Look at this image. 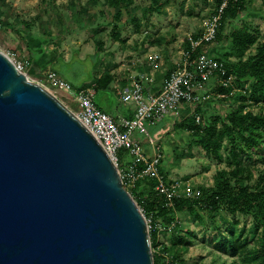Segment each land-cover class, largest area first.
Wrapping results in <instances>:
<instances>
[{
  "label": "rangeland",
  "instance_id": "rangeland-1",
  "mask_svg": "<svg viewBox=\"0 0 264 264\" xmlns=\"http://www.w3.org/2000/svg\"><path fill=\"white\" fill-rule=\"evenodd\" d=\"M152 1L130 0L116 7L107 0H0V21L4 24L0 31V50L14 51L19 60L27 59L31 65L34 60L42 62L40 74L30 75L35 80L46 82L47 71L55 70L73 87L86 86L97 92L93 99L101 107L107 96L96 88L100 76L106 73L114 76L109 85L111 91L119 84L124 86L141 77L151 80L147 84H162L183 57L190 38L201 34L217 6L216 0H161L160 10L151 11ZM118 10L120 16L116 17ZM243 25L250 26L251 31L258 30L259 39L239 52L223 36ZM221 32L222 39L206 47L209 54L219 57L227 47L228 59L232 62L254 55L258 46L264 44V0H247L244 10L236 18H228ZM41 38L45 41L38 46ZM46 85L65 104L77 110V103L68 94L55 90L50 83ZM219 85V80L213 76L206 99H200L205 110L198 114L202 125L205 118L224 117L227 109L264 113V98L259 95L257 100L249 99L247 84L243 88L234 82L229 93H222ZM113 101L117 107L125 106L118 97ZM197 103L189 106L190 109L194 110ZM110 109L109 106L108 111ZM185 112L171 115L168 125L161 123L153 131L149 129L163 151L164 172L172 182L179 183L183 197L186 192L195 196L216 186L217 172L232 168L227 150L215 156L191 141L193 133L175 126L185 117ZM217 126L221 127V120ZM140 139L148 150L152 149L147 144L148 136L141 134ZM119 154L121 156V151ZM123 160H130V156L126 155ZM243 163L241 184H254L264 174V151L244 156ZM181 213L177 212L181 228L176 232L168 229L160 237L167 242L175 232L190 240L175 248L179 254L176 264H245L242 254L221 252L214 247L211 237L228 234L234 226L238 231L244 230L243 238L249 236L247 246L253 248L256 225L252 215L233 213L222 206L218 211H203L202 221L194 214Z\"/></svg>",
  "mask_w": 264,
  "mask_h": 264
},
{
  "label": "water",
  "instance_id": "water-1",
  "mask_svg": "<svg viewBox=\"0 0 264 264\" xmlns=\"http://www.w3.org/2000/svg\"><path fill=\"white\" fill-rule=\"evenodd\" d=\"M0 264H154L147 217L119 166L3 50Z\"/></svg>",
  "mask_w": 264,
  "mask_h": 264
},
{
  "label": "trees",
  "instance_id": "trees-1",
  "mask_svg": "<svg viewBox=\"0 0 264 264\" xmlns=\"http://www.w3.org/2000/svg\"><path fill=\"white\" fill-rule=\"evenodd\" d=\"M107 1L113 6L120 7L130 0ZM160 1H152L153 4L150 6L151 11L160 10ZM223 1L216 0L215 14L218 12V8ZM246 3L247 0L227 1V6L219 18V26L214 40L219 41L222 39V26L228 18H236L244 10ZM119 16L120 10L116 14V17ZM250 29L248 25L236 27L223 37L230 40L231 46L237 51L243 52L259 39L258 30L251 31ZM200 35L196 34L194 39L199 38ZM214 40L203 42L195 50H192L189 40L186 50L190 51L191 59H195L199 54L208 51L206 47ZM42 41H45V39L41 38L38 40V46L42 44ZM39 50L42 51L40 47ZM228 52L229 49L226 47L225 49L223 48L221 56H214L224 63L227 69L225 76H233L232 81L243 88L247 84L250 90L249 99L257 100L259 95H262L261 97L264 98V44L259 45L257 52L246 60L239 59L236 62H232L228 59ZM37 68L41 69L42 66L30 65L29 74L37 75ZM171 71L168 72L166 77L169 76ZM113 78L114 76L110 73L100 76L96 81L97 90L108 88ZM232 81L228 84L219 81V90L222 93H229L232 88L231 84L234 83ZM74 87L76 89L86 88V86ZM200 101H198L193 113L190 112L192 108L190 109L187 104L185 117L178 123H175V126L182 130H189L190 133H193L191 141L215 156L221 155L224 149L227 150L232 168H223L217 172L219 181L216 186L210 187L193 197L174 196L170 202L167 201L166 196L156 191L153 180L150 178L140 179L134 187L128 189L143 209L146 217L151 218L150 237L154 264H163L168 259L170 260L169 264H176L179 254L175 252V248L180 246V243H190V240L185 236L175 233L177 229L181 228L177 212L194 214L202 221L203 211H218L221 206L233 213L241 212L253 216L256 225V232L253 234L255 245L253 248H248L249 236H244L243 238L242 234L244 230L238 231L233 226L230 227L228 234L222 233L219 236H212L213 246L221 252L232 251L233 254H242L245 264H264V174H261L259 180L254 184H241L245 169L243 163L244 156L264 151V113L254 112L253 110L227 109L224 117L205 118L203 120L204 125H202L196 117L205 111L202 107L203 102L200 103ZM189 112L190 114H188ZM220 120L221 127H218L217 122ZM162 122L151 127L152 131ZM121 157L125 158L124 150H121ZM123 162L125 164L126 161L123 160ZM165 175L167 176L166 173ZM160 224L164 229L159 230L157 226ZM168 229L175 232H172L173 236L171 240L167 242L162 241L160 237L166 234ZM190 232L192 231L190 230Z\"/></svg>",
  "mask_w": 264,
  "mask_h": 264
},
{
  "label": "built area",
  "instance_id": "built-area-1",
  "mask_svg": "<svg viewBox=\"0 0 264 264\" xmlns=\"http://www.w3.org/2000/svg\"><path fill=\"white\" fill-rule=\"evenodd\" d=\"M224 0L218 12L211 20L207 21L199 38H190L192 50L203 42L215 39L219 26V18L227 6ZM4 28L0 22V31ZM20 71L28 72L31 63L29 60H19L17 53L8 52ZM227 69L223 62L205 51L197 58L191 59V53L185 50L183 57L177 62L171 73L162 83L158 92H152L147 87L144 77L134 79L129 85L118 90L121 100L128 104H134L133 115L121 116L117 121L107 111L99 107L93 97L94 92L89 88L76 89L55 70L46 73V82H39L51 92H54L46 84L50 83L55 90H61L69 95L73 102L77 103V110H73L78 119L101 143L113 161L119 166L123 185L129 189L134 187L138 180L150 178L153 180L156 191L166 196L171 201L174 196H181L179 183L172 182L163 171L164 154L156 139L150 135V128L159 122L165 121L168 116L179 114L183 104L193 106L201 98L207 96L208 83L215 76L221 83L228 84L233 76L226 77ZM151 81V80H150ZM55 94V92H54ZM56 95V94H55ZM57 96V95H56ZM193 110V108H192ZM197 120L200 116L197 115ZM148 136V150L140 139V135ZM124 150V157L130 156V160L122 163L119 152ZM121 164V166H120ZM186 197H193L191 192L185 193ZM149 230L151 229V218H147ZM159 230L164 229L161 224ZM169 259L163 264H169Z\"/></svg>",
  "mask_w": 264,
  "mask_h": 264
},
{
  "label": "crops",
  "instance_id": "crops-1",
  "mask_svg": "<svg viewBox=\"0 0 264 264\" xmlns=\"http://www.w3.org/2000/svg\"><path fill=\"white\" fill-rule=\"evenodd\" d=\"M33 65L39 67V66H43V63L34 60L33 61ZM40 71H41V69L40 68H37L36 74L39 75L40 74ZM129 84H130V82H128L124 86L129 85ZM122 87H123V85H120L119 84V85L116 86V90L115 91H111V88L110 87H108L106 89H102V91H104L106 93V96L107 97L105 98L104 103L102 104L101 108L103 110L107 111L109 114H111L115 118V120H117V121L120 119L121 116H127V117L132 116L133 115L134 108H135L134 105L131 106L128 103H125V106L124 107H121V108L119 106L117 107V106L114 105V102H115V101H113V98L114 97H118L119 99H121L120 98V95L118 93V90L120 88H122ZM147 87L152 92H158L160 90V88L162 87V84L161 83L154 84V82H151V83H149L147 85ZM96 94H97V92L94 93V97H95ZM109 106L111 107L110 111H108ZM186 106H187V104H185V106H183V108H181V113L184 112V110L186 109ZM169 118H171V116H168L166 118V120H165L166 122L163 121L162 123H164L165 125H168V121L167 120Z\"/></svg>",
  "mask_w": 264,
  "mask_h": 264
}]
</instances>
